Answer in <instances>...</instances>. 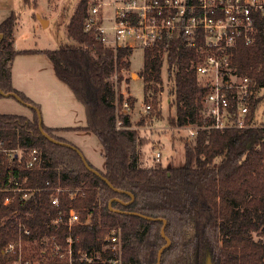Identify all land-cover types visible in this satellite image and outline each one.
<instances>
[{"label":"trees","instance_id":"1","mask_svg":"<svg viewBox=\"0 0 264 264\" xmlns=\"http://www.w3.org/2000/svg\"><path fill=\"white\" fill-rule=\"evenodd\" d=\"M88 4L89 0H80L67 25L75 44L39 51L48 55L57 77L85 108L86 125L75 129L93 132L103 147L105 171L89 164L121 191L89 170L76 150L48 140L40 130L36 110L33 118L0 113V138L5 147L24 152L22 161L0 154V264H13L14 256L5 255L3 248L17 237L22 225L31 230L25 256L43 260L42 264H68L54 250L55 244L64 250L69 235L74 239V264H84L79 261L80 251H101L108 256L103 248L113 229L121 230L123 264H155L166 243L161 234L163 221L127 212L167 220L165 233L171 244L163 251L161 264H206L208 257L213 264H264V116L258 113L262 107L264 110L263 32L254 44L240 45L234 59L238 71L252 77L262 89V94L252 97L250 110L254 121L258 118L262 125L224 131L200 128L195 139L184 142L182 164L156 162L149 166L141 160L144 139L125 111V102L130 107L133 103L130 98L125 100L118 87L123 81L120 72L131 66L133 50L105 47L84 30ZM16 16L12 13L0 23V88L17 92L24 101L38 106L12 84L13 60L21 52L13 41ZM165 53L176 104L170 125L203 126V98L208 89L193 66L198 59L195 49L182 40L146 49L140 75L145 94L151 93L158 105ZM117 73L116 85L111 77ZM43 128L54 138L69 142L56 134L60 128L44 123ZM32 149H38L41 160L27 168ZM13 178L35 189L28 199H21V192L6 190ZM50 187L62 189L59 207L51 205ZM130 193L134 195L131 202ZM7 197L12 201L5 204ZM70 208L79 213V223L71 229L64 223H52L58 214L65 218Z\"/></svg>","mask_w":264,"mask_h":264},{"label":"built area","instance_id":"2","mask_svg":"<svg viewBox=\"0 0 264 264\" xmlns=\"http://www.w3.org/2000/svg\"><path fill=\"white\" fill-rule=\"evenodd\" d=\"M84 30L92 33L105 47L116 50L119 47L134 49L169 45L182 40L194 48L197 61L193 63L200 83L208 91L203 98L204 125L191 124L186 127L189 140L195 139L200 128L227 130L245 129L260 126L254 121L250 110L252 97L257 91V83L248 75L241 74L235 65L236 51L240 45L254 44L260 32L264 34V0H89ZM167 61V53L164 55ZM124 106L129 108L125 102ZM151 105L146 106V110ZM122 124V121H118ZM0 154L22 161V149L5 147L0 138ZM161 152H156L159 160ZM41 160L38 149H32L25 162L27 168H33ZM21 192V199H28L35 191L24 187L23 181L12 179V185L6 189ZM50 202L53 207L60 206V188L50 187ZM12 198L4 201L8 204ZM80 222V215L70 208L64 218L58 214L52 223L58 226L64 223L69 229ZM22 224H20L21 226ZM31 230L25 225L16 238L8 241L3 248L5 255H13V264H42L43 260L27 258L25 246ZM103 256L101 251H80L79 261L92 264L98 261L109 264H123L122 234L113 229L106 237ZM74 239L69 235L66 247L55 244V255L68 264H74Z\"/></svg>","mask_w":264,"mask_h":264},{"label":"rangeland","instance_id":"3","mask_svg":"<svg viewBox=\"0 0 264 264\" xmlns=\"http://www.w3.org/2000/svg\"><path fill=\"white\" fill-rule=\"evenodd\" d=\"M79 2L80 0H28V2L25 0H0V22L12 13L16 14L18 18L15 26L17 38L15 48L21 52L14 57L12 67L14 78L18 84L20 82L29 83L30 88L44 93L54 89L59 97L57 94L59 91L52 79L55 82L61 81L57 78L48 55L39 50L56 49L76 43L69 38L67 25ZM22 50L33 51L24 52ZM132 50L131 66L128 70L120 72L123 81L118 87L124 94L125 100L130 98L129 102L133 103L129 108L125 107V111L130 115L132 127L137 130L138 135L145 142L141 151V160L149 166L156 162H161L164 166L168 164L180 165L185 158L184 142L189 139L186 127L171 126L169 122L176 114V104L175 95L171 91L174 79L167 72V61L164 60L162 88L158 93V105L155 106L150 96L151 93L145 94V82L140 76L145 62V50L142 47ZM28 72L32 73L29 82H27L26 76ZM117 78L118 73L111 77L116 85ZM260 94H262V89H257L255 96ZM0 100V112L32 114L31 118H33V109L16 98L0 97ZM52 100L54 101V99ZM148 104L151 105V109L146 110ZM40 111L42 114L41 108ZM258 113L259 116H264L263 107ZM78 123L85 124V119ZM56 134L77 146L88 161L99 170L105 171L106 165L102 163V160L105 161L103 147L93 132L69 129V131L56 132ZM157 151L161 152L160 161L156 159ZM253 235L257 237L256 233Z\"/></svg>","mask_w":264,"mask_h":264},{"label":"crops","instance_id":"4","mask_svg":"<svg viewBox=\"0 0 264 264\" xmlns=\"http://www.w3.org/2000/svg\"><path fill=\"white\" fill-rule=\"evenodd\" d=\"M4 19H6V18H4ZM16 40H17V38L15 36V28H14V31H13L14 46H15ZM42 69H45V68H42ZM53 69H54V66H53ZM38 71H40V70H38ZM31 75H32L31 72H28L26 74L27 82H29L31 80ZM51 77H53V76H51ZM52 81L54 82L56 89L59 91V92H57L59 97H57L56 91L54 89L51 92L44 93L42 91L37 92L33 88H30L28 86L29 83H25V82L21 83L20 82L18 84L14 78V71L12 69L13 87L16 88L17 90L21 91L22 93H24L26 96H28L35 103L38 104L39 108L42 109V117H43V122L45 125H47L49 127H53V128H60L61 131H59V132L69 131V129H75L78 127L85 126L86 125V113H85V108H84L83 104L80 103L76 99V97H75L74 93L72 92V90L70 89V87L68 85H66L64 82H63L64 83L63 84V83H61L62 82L61 80H60L61 82H55L53 79H52ZM27 86L29 87V89ZM52 99H54V101ZM64 99H65V101H64ZM0 113H5V112H0ZM7 113H12V112H7ZM83 113H84V115H83ZM14 114H20V113H14ZM22 115H25V116L30 117V118L32 117V114H22ZM84 119H85V124L78 123ZM100 163H101V161H100ZM102 163L104 165H106V160L105 161L102 160Z\"/></svg>","mask_w":264,"mask_h":264},{"label":"water","instance_id":"5","mask_svg":"<svg viewBox=\"0 0 264 264\" xmlns=\"http://www.w3.org/2000/svg\"><path fill=\"white\" fill-rule=\"evenodd\" d=\"M3 38V34H0V41L1 39ZM0 94L3 96V97H14L16 98L18 101L28 105L30 108L36 110L37 114H38V118H39V127H40V130L42 132V134L48 139L50 140L51 142L53 143H56V144H59V145H62V146H67V147H70V148H73L74 150H76L78 152V154L81 156L85 166L91 170L92 172H94L96 175H98L99 177L103 178L114 190H117V191H121L119 189H117L116 187H114L112 185V183L96 168L92 167L88 160L86 159L84 153L75 145L69 143V142H65V141H61V140H58L56 138H54L53 136H51L49 133H47L44 128H43V117H42V114H41V111H40V108L34 104H31V103H28L26 101L23 100V98L17 93V92H5L3 91L1 88H0ZM131 195V201H133L134 199V195L132 193H130ZM114 201V198L110 200L109 202V205L112 209V203ZM129 214H133V215H136V216H140V217H143L145 219H149V220H162L163 221V226H162V229H161V234L163 236V238L166 239V243L159 249L158 251V256H157V262L155 264H161V260H162V254H163V251L170 246L171 244V240L170 238L166 235L165 233V228H166V225H167V220L166 219H163V218H155V217H152V216H148V215H145V214H141V213H138V212H127ZM208 264H212L211 262V259L208 261Z\"/></svg>","mask_w":264,"mask_h":264},{"label":"flooded vegetation","instance_id":"6","mask_svg":"<svg viewBox=\"0 0 264 264\" xmlns=\"http://www.w3.org/2000/svg\"><path fill=\"white\" fill-rule=\"evenodd\" d=\"M210 259H211L210 257L207 258L206 264H208V261H209ZM211 262H212V264H213L212 259H211Z\"/></svg>","mask_w":264,"mask_h":264}]
</instances>
